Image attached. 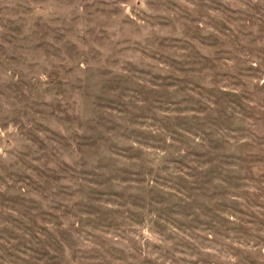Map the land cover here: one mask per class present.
<instances>
[{
  "label": "rangeland",
  "instance_id": "374dc122",
  "mask_svg": "<svg viewBox=\"0 0 264 264\" xmlns=\"http://www.w3.org/2000/svg\"><path fill=\"white\" fill-rule=\"evenodd\" d=\"M0 264H264V0H0Z\"/></svg>",
  "mask_w": 264,
  "mask_h": 264
}]
</instances>
